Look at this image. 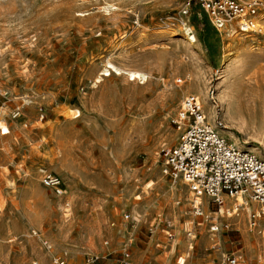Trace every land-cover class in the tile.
Returning a JSON list of instances; mask_svg holds the SVG:
<instances>
[{"label": "rangeland", "instance_id": "obj_1", "mask_svg": "<svg viewBox=\"0 0 264 264\" xmlns=\"http://www.w3.org/2000/svg\"><path fill=\"white\" fill-rule=\"evenodd\" d=\"M188 1L0 0V264H119L125 253L139 264L186 253L185 264L235 253L238 264H264L257 202L246 197L241 226L212 204L195 216L187 184L167 191L177 183L162 172V150L177 143L173 119L197 87L212 123H229L264 157V19L260 33L220 32L199 0L183 15ZM48 174L64 193L44 185ZM251 222L259 243H246Z\"/></svg>", "mask_w": 264, "mask_h": 264}, {"label": "built area", "instance_id": "obj_2", "mask_svg": "<svg viewBox=\"0 0 264 264\" xmlns=\"http://www.w3.org/2000/svg\"><path fill=\"white\" fill-rule=\"evenodd\" d=\"M191 3L192 0L187 2L183 15L187 16ZM199 3L220 32H262L260 23L264 19V0H199ZM178 83H182V80L179 79ZM214 94L215 91L210 90L209 100L217 107ZM173 123L179 137L176 144L162 150V172L186 182L195 198L192 205L195 216L204 214L202 202L196 201L198 196H206L207 204L216 206L218 211L226 203L227 197L239 192L264 203V157L251 149L232 144L220 133L209 121L197 95L184 97ZM43 183L50 188L59 189L62 186L61 179L50 174L43 178ZM252 218L256 216L252 215ZM221 229L218 223L212 222L210 225L212 232ZM129 255L125 253L119 264H135ZM89 259L94 261L93 257ZM239 259V254L235 253L224 264H238ZM58 262L64 264L63 260Z\"/></svg>", "mask_w": 264, "mask_h": 264}, {"label": "bare ground", "instance_id": "obj_3", "mask_svg": "<svg viewBox=\"0 0 264 264\" xmlns=\"http://www.w3.org/2000/svg\"><path fill=\"white\" fill-rule=\"evenodd\" d=\"M188 34V39L193 43L196 41L195 36L192 35L191 33H187ZM195 44V43H194ZM229 64V62H227ZM231 63V62H230ZM226 63L223 64V74L222 75V79L220 81V86L219 89L221 90L222 85L227 81V71L229 70L228 65H225ZM113 70L115 71V73H117L118 75H126L127 77L130 78H138L139 81L141 82H147L149 75L145 72H140V71H134V70H127V69H123V68H119L117 66L113 67ZM231 70V69H230ZM232 71V70H231ZM230 72H228L229 74ZM104 76L110 75V72L108 69H105L104 72L102 73ZM231 74V73H230ZM229 80V79H228ZM230 82V81H229ZM234 87V86H233ZM200 99H201V103H202V108L203 110L206 112V115L209 118V121L212 123V120H214L213 118L216 116L215 115V108L214 106H210L209 109L206 108V102H207V98L205 96L204 91L202 90V88L197 87L195 90V93ZM219 97L221 98L222 101H224V103H227V97L229 99V95L224 94L223 91L220 92ZM79 116V114L75 115V117ZM220 133L223 134H227L230 137V140L232 141V144L240 147V148H248L251 150H257V147L255 146H251L248 147L246 146L244 143L240 142L238 140V138L231 132V130L228 129V126H231L229 123H227L223 128H219L220 126H218L216 124V121L214 123H212ZM232 127V126H231ZM5 128V127H4ZM247 141L245 140V143ZM182 180V182H181ZM175 183H177V186L174 187L173 185H171L170 187L167 188V191L169 193V196L172 193H175V191L179 190V189H185L184 185H186V182L182 179V178H177L175 180ZM180 191V190H179ZM59 193H64L63 189H58ZM192 193V191H190ZM180 193V192H179ZM193 195V193H192ZM236 195V194H235ZM244 195V196H243ZM248 195L247 193L244 192H239L237 197H229V199H226V203L220 208V210L218 211V213L222 214L224 217L228 218L230 220L231 223H239L241 224V226L247 223L246 221V217L248 216V213L252 210V206L251 203H249V201L247 200ZM173 198V197H172ZM207 197L206 196H198V198L196 199L197 202H202L203 206H205ZM252 201L257 202L258 205H256L255 210H257V215L261 216V212H264V203H262L261 201H256L253 200ZM177 204V203H176ZM253 204V203H252ZM242 205V206H241ZM133 213H139V210L134 208L133 209ZM137 215V214H136ZM258 220V219H257ZM252 224V225H251ZM231 225V224H230ZM244 227V226H243ZM246 228V227H245ZM250 229L251 231H253V233H249L248 235H246V243L248 244L250 241L252 240H256L257 242L259 241V237L257 236L258 233H256L259 229V223L257 224V222L254 224V222L250 223ZM245 231V230H243ZM203 238V237H202ZM210 238V237H209ZM213 238V237H212ZM211 239V238H210ZM213 240V239H212ZM205 244L207 242H210L211 240H207L205 239ZM175 244V243H174ZM189 246V243H188ZM248 246V245H247ZM185 248V247H184ZM174 249V248H173ZM186 250V248H185ZM189 250V249H188ZM171 253V252H170ZM185 253V252H184ZM190 253H186V256H182L179 258L178 264H185L186 263V259L190 256ZM138 254H134L132 255V257L130 258L129 255V259L134 262L135 264H139L138 262ZM140 258V257H139ZM156 260V259H155ZM150 263V262H149ZM153 264V263H152ZM176 264V263H175Z\"/></svg>", "mask_w": 264, "mask_h": 264}, {"label": "crops", "instance_id": "obj_4", "mask_svg": "<svg viewBox=\"0 0 264 264\" xmlns=\"http://www.w3.org/2000/svg\"><path fill=\"white\" fill-rule=\"evenodd\" d=\"M238 196V194H236V195H233V196H229V197H237ZM244 196V195H243ZM229 197H227L226 199H229ZM206 204H207V202H206ZM242 206V205H241ZM255 210V209H254ZM262 213V212H261ZM261 226V224H259V227ZM260 238V237H259ZM260 242V239H259V241H258V243Z\"/></svg>", "mask_w": 264, "mask_h": 264}]
</instances>
